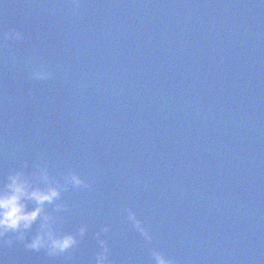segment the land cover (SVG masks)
I'll use <instances>...</instances> for the list:
<instances>
[{"label": "water", "instance_id": "obj_1", "mask_svg": "<svg viewBox=\"0 0 264 264\" xmlns=\"http://www.w3.org/2000/svg\"><path fill=\"white\" fill-rule=\"evenodd\" d=\"M11 28L25 39L0 37V184L46 162L91 188L57 202L61 232L89 229L70 260L14 242L3 264H94L104 226L113 264H151L153 249L264 264V3L80 0L76 14L71 0H0ZM34 67L51 78L32 81Z\"/></svg>", "mask_w": 264, "mask_h": 264}, {"label": "clouds", "instance_id": "obj_2", "mask_svg": "<svg viewBox=\"0 0 264 264\" xmlns=\"http://www.w3.org/2000/svg\"><path fill=\"white\" fill-rule=\"evenodd\" d=\"M260 2L264 3V0ZM71 5L73 12L78 14L80 0H71ZM0 37L3 41L19 42L25 39L23 33L15 28L3 32ZM10 59L15 63L14 56ZM29 78L32 81H47L51 73L43 67H34ZM28 95H31L30 90ZM28 167L24 163L20 168L12 169L0 184V248H11L14 242H18L27 251H43L47 257L70 260L71 252L77 249L89 229L86 224H81L74 232H61L59 225L69 212V207L63 202H57L61 201L62 194L69 189L89 190L91 185L70 170L58 176L53 175L46 162L36 163L30 171H26ZM29 205L34 207L29 209ZM46 206H52L53 211L47 212ZM124 212L132 228L146 243H151L153 237L148 226L142 224L131 209L125 208ZM37 222L34 234L29 236ZM109 231V227L104 226L93 233L92 238L97 246L93 253L94 264H113L105 238ZM150 261L151 264H176L174 259L167 258L162 251L155 249L151 250ZM0 264H3L2 260Z\"/></svg>", "mask_w": 264, "mask_h": 264}]
</instances>
